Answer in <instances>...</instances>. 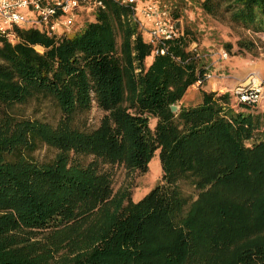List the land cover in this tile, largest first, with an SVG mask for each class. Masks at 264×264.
Here are the masks:
<instances>
[{"label":"trees","instance_id":"obj_1","mask_svg":"<svg viewBox=\"0 0 264 264\" xmlns=\"http://www.w3.org/2000/svg\"><path fill=\"white\" fill-rule=\"evenodd\" d=\"M100 2L71 32L0 37V264H264V100L210 89L188 30L154 54L127 6ZM196 4L264 33V0ZM93 102L104 115L88 130ZM155 153L161 181L143 197L113 190L105 165L144 173Z\"/></svg>","mask_w":264,"mask_h":264},{"label":"rangeland","instance_id":"obj_2","mask_svg":"<svg viewBox=\"0 0 264 264\" xmlns=\"http://www.w3.org/2000/svg\"><path fill=\"white\" fill-rule=\"evenodd\" d=\"M146 1V0H145ZM168 5L171 9L177 3L182 14L177 19L180 29L188 30L190 43L188 49H195L208 63L207 72L212 75L206 80L210 82V89L218 92H225L235 84L247 80L250 73H255L258 80L264 82V33H254L232 25L226 15H207L202 13L196 4L198 0H152ZM176 19V18H175ZM80 22L78 25H80ZM75 28H67L71 32ZM241 38L252 41L255 45V53L238 51L237 41ZM119 41V38H118ZM230 43L232 52H228L224 44ZM39 49V48H38ZM223 52L227 57L223 58ZM199 86L190 87L181 99L184 105L195 103L199 100ZM94 103V102H93ZM36 101L32 100L24 107L26 114H30ZM104 111L99 109L95 103L89 113L88 130L96 128ZM156 118L150 120V127L153 128ZM54 151L46 147L38 149L34 155L38 159L44 156H52ZM110 171L113 190L127 189L132 200L136 201L143 197L156 183L161 181V165L158 154L152 157L148 164V170L144 173L126 171L123 166H104Z\"/></svg>","mask_w":264,"mask_h":264},{"label":"built area","instance_id":"obj_3","mask_svg":"<svg viewBox=\"0 0 264 264\" xmlns=\"http://www.w3.org/2000/svg\"><path fill=\"white\" fill-rule=\"evenodd\" d=\"M129 8V16L144 33L154 54H164L168 43L182 34L168 5L152 0H115ZM104 8L100 0H0V37L11 43L19 40L16 29L23 26L44 28L49 34L62 35L78 20L83 9ZM223 58L227 53L223 52ZM212 75L206 73L208 80ZM250 73L228 90L238 103L258 105L264 100V82H255ZM197 80L192 87L199 86Z\"/></svg>","mask_w":264,"mask_h":264},{"label":"water","instance_id":"obj_4","mask_svg":"<svg viewBox=\"0 0 264 264\" xmlns=\"http://www.w3.org/2000/svg\"><path fill=\"white\" fill-rule=\"evenodd\" d=\"M176 27L180 28V23L179 22H177ZM176 110H177V106L176 105H171V111H176Z\"/></svg>","mask_w":264,"mask_h":264},{"label":"bare ground","instance_id":"obj_5","mask_svg":"<svg viewBox=\"0 0 264 264\" xmlns=\"http://www.w3.org/2000/svg\"><path fill=\"white\" fill-rule=\"evenodd\" d=\"M260 80H258L256 77H255V82H259Z\"/></svg>","mask_w":264,"mask_h":264},{"label":"crops","instance_id":"obj_6","mask_svg":"<svg viewBox=\"0 0 264 264\" xmlns=\"http://www.w3.org/2000/svg\"><path fill=\"white\" fill-rule=\"evenodd\" d=\"M213 90H215V89H213Z\"/></svg>","mask_w":264,"mask_h":264}]
</instances>
